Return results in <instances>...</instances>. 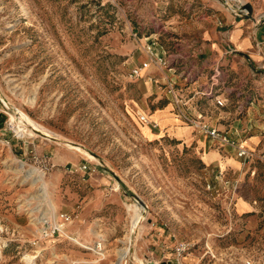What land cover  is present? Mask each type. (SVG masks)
<instances>
[{
  "label": "rangeland",
  "instance_id": "rangeland-1",
  "mask_svg": "<svg viewBox=\"0 0 264 264\" xmlns=\"http://www.w3.org/2000/svg\"><path fill=\"white\" fill-rule=\"evenodd\" d=\"M200 1L0 0V264H243L264 240L255 213L235 206L258 201L256 189L237 179L234 202L233 175L138 117L158 123L152 63L131 70L152 39L170 52L175 38L197 39L168 20L178 7L193 21ZM241 1L264 15V0ZM32 122L62 141L14 130ZM83 163L91 172L75 170ZM60 212L65 234L42 237Z\"/></svg>",
  "mask_w": 264,
  "mask_h": 264
},
{
  "label": "crops",
  "instance_id": "crops-1",
  "mask_svg": "<svg viewBox=\"0 0 264 264\" xmlns=\"http://www.w3.org/2000/svg\"><path fill=\"white\" fill-rule=\"evenodd\" d=\"M184 5L189 13L190 2ZM198 5L199 15L193 21L179 16L178 7L172 9L168 20L170 28L180 32L192 29L198 38H175L173 52L169 51L172 57L169 70L151 65L154 83H149L152 110L148 114L158 121L154 135L167 136L177 145L191 148L204 164L221 168L222 173L234 176L231 181H246L256 189L252 196L258 201L239 200L238 181L232 200L237 199L235 206L239 213L254 212L256 218L248 222L262 224L264 232V71L259 69L264 59V22L255 24L235 16L218 0H201ZM252 9L255 19L264 18L256 6L252 5ZM215 69H219L220 76L212 86L210 77ZM169 82L174 83L175 96L184 104L175 105L167 91ZM208 88L213 90V96L225 98V106L219 107L213 97L197 93ZM180 112L190 115L202 112L206 122L228 137L242 141L252 155L238 157L235 147L212 141L186 122ZM260 173L262 176L257 177ZM60 213L57 221H62ZM62 229L58 232L65 234ZM262 250L264 240L258 241L255 250L248 253Z\"/></svg>",
  "mask_w": 264,
  "mask_h": 264
},
{
  "label": "built area",
  "instance_id": "built-area-1",
  "mask_svg": "<svg viewBox=\"0 0 264 264\" xmlns=\"http://www.w3.org/2000/svg\"><path fill=\"white\" fill-rule=\"evenodd\" d=\"M144 52L147 55V60L143 61L138 67H135L131 70V76H139L141 70H145L149 67L150 63L152 65H156L160 68H169L170 60L172 59L171 53L165 50L157 41V39H152L149 43L144 46ZM259 69L262 71L264 70V59L262 60L261 64L259 65ZM220 71L219 69H215L210 77L211 85H216L219 80ZM168 86L167 91L172 96L175 105L180 106L182 100L175 96L174 92V83L169 82L166 84ZM201 96L206 97H213L215 105L219 107H223L226 104L225 98L218 97L217 95L213 96V90L211 88L208 89H200L198 92ZM182 118L188 122L194 129L199 131L200 133L205 134L208 136L212 141H215L222 145H229L236 148V154L238 157L247 158L252 155V152L247 148V146L242 141H236L230 137H228L225 133H221L216 127H213L208 122L204 120V115L202 112H198L196 114L190 115L183 112H180ZM139 120L142 123L147 124L151 128H155L158 126L157 122L153 119H150L148 115L145 113H138ZM80 170L85 173L91 172L90 166L86 163L79 165L75 170ZM221 175V172H219ZM225 183L235 191L238 180L234 181H227ZM60 218L62 221H55V223H51L48 219H43L41 222L40 228V235L42 237L53 236L55 233L60 231L63 227L65 222L70 221V215L67 213H60ZM99 248V244H98ZM187 243H179L175 250L178 255L184 253L186 249H188ZM243 264H264V250L257 252V254L248 253L243 258Z\"/></svg>",
  "mask_w": 264,
  "mask_h": 264
},
{
  "label": "water",
  "instance_id": "water-1",
  "mask_svg": "<svg viewBox=\"0 0 264 264\" xmlns=\"http://www.w3.org/2000/svg\"><path fill=\"white\" fill-rule=\"evenodd\" d=\"M220 1L221 3H223L224 5H226L227 7L230 8V10L232 11V13L235 15V16H238L240 18H246V19H249L251 21H253L255 24H261L262 22H264V18H259V19H255L254 16H253V9H252V5L248 2H243V3H240L239 5H232L229 3V0H218ZM11 131V129H10ZM36 133L38 135H41V136H44V137H48L46 136L43 132L41 131H36ZM50 139H53L55 141H62L60 139H56V138H53V137H50ZM133 198L142 206L144 207L145 204L144 202L137 196V195H133ZM142 264H156L155 262H152V261H148L147 263H142Z\"/></svg>",
  "mask_w": 264,
  "mask_h": 264
},
{
  "label": "bare ground",
  "instance_id": "bare-ground-1",
  "mask_svg": "<svg viewBox=\"0 0 264 264\" xmlns=\"http://www.w3.org/2000/svg\"><path fill=\"white\" fill-rule=\"evenodd\" d=\"M18 115H21L19 112H18ZM22 125V124H21ZM23 125L25 126L24 128V130H20L18 127H16L14 130H16V132H18L19 133V131H24V132H28V131H31L32 133H34V134H37L36 133V131H41V132H43L46 136H50V137H52L54 134L52 133V132H50L49 130H47V129H45L44 127H42V126H40L39 124H37L36 122H32V123H30V124H25V123H23ZM22 125V126H23ZM20 128H21V126H20ZM65 144L66 145H70L71 147H73V148H76V149H78L79 150V152H81V151H83L84 153H86L88 156H90V157H93L91 154H88L87 152H85L80 146H78V145H74L72 142H70V141H68V142H65ZM32 173H34L35 172V170H32L31 171ZM35 180H37V179H35ZM38 181H43V175H40L39 176V180ZM134 208H135V210H136V214H135V217H136V219L138 220V216H140V213L138 212V209H139V206L138 205H135L134 206ZM135 218H133V220H134ZM135 219V220H136ZM99 246H101V243L99 244ZM101 248V247H100Z\"/></svg>",
  "mask_w": 264,
  "mask_h": 264
}]
</instances>
